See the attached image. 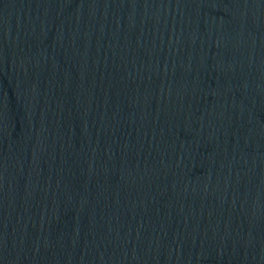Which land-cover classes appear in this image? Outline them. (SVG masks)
Instances as JSON below:
<instances>
[{
    "label": "water",
    "instance_id": "obj_1",
    "mask_svg": "<svg viewBox=\"0 0 264 264\" xmlns=\"http://www.w3.org/2000/svg\"><path fill=\"white\" fill-rule=\"evenodd\" d=\"M0 264H264V0H0Z\"/></svg>",
    "mask_w": 264,
    "mask_h": 264
}]
</instances>
